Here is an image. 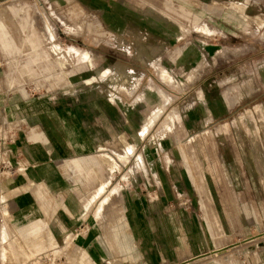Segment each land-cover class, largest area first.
I'll return each instance as SVG.
<instances>
[{
    "label": "rangeland",
    "instance_id": "374dc122",
    "mask_svg": "<svg viewBox=\"0 0 264 264\" xmlns=\"http://www.w3.org/2000/svg\"><path fill=\"white\" fill-rule=\"evenodd\" d=\"M0 12V264H264V0Z\"/></svg>",
    "mask_w": 264,
    "mask_h": 264
},
{
    "label": "bare ground",
    "instance_id": "6f19581e",
    "mask_svg": "<svg viewBox=\"0 0 264 264\" xmlns=\"http://www.w3.org/2000/svg\"><path fill=\"white\" fill-rule=\"evenodd\" d=\"M2 12H0V16H1ZM13 29V28H12ZM17 37L20 39L21 37V30L20 33L17 35ZM16 33H14L11 28L8 26V24L4 21V20H0V42L2 43V45L4 46L5 49L7 50H11L15 47L16 45ZM30 42L29 45H35L34 42L32 41V37L31 34L29 36ZM118 43L120 45H123L127 48H129V44H127L126 42H124L122 40L121 37H119ZM89 54V53H87ZM72 149L74 150H80V149H87L88 147L85 144H81L78 142H75L71 145ZM92 159L90 156H86V155H81L78 156L77 158H75V160L73 162H71L70 164H77L79 167L82 166H86L88 164H92ZM71 169H74V167L69 166ZM85 183V182H84ZM86 183H90L89 181H86ZM49 235H50V242L54 243V238H52L51 234L54 235L51 231H48ZM25 235V239H27L26 245L23 246L21 244H19V248L22 252L23 255H25V257H33V258H39V261H43V259H45L47 256H49V251L50 246H48V244L45 243V238L42 236L41 232H34L33 234H24ZM16 241H19L18 238H15ZM65 249H67V246L65 247ZM62 249L57 250L54 252V254H59L61 252ZM64 250V249H63ZM84 253H86V251H84ZM219 253V252H217ZM207 256V255H206ZM228 263L227 264H232V263H236L235 259L233 258V256L228 257L227 259ZM76 264V263H75ZM78 264V263H77Z\"/></svg>",
    "mask_w": 264,
    "mask_h": 264
}]
</instances>
